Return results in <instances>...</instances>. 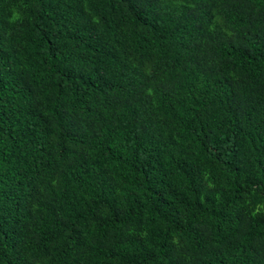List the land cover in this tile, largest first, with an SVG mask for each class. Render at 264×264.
<instances>
[{"label": "trees", "instance_id": "trees-1", "mask_svg": "<svg viewBox=\"0 0 264 264\" xmlns=\"http://www.w3.org/2000/svg\"><path fill=\"white\" fill-rule=\"evenodd\" d=\"M0 264H264V0H0Z\"/></svg>", "mask_w": 264, "mask_h": 264}]
</instances>
